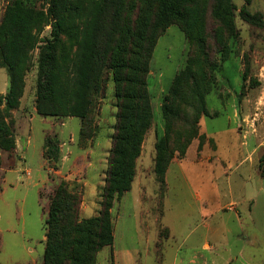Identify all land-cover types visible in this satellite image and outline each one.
I'll return each instance as SVG.
<instances>
[{
  "label": "rangeland",
  "instance_id": "obj_1",
  "mask_svg": "<svg viewBox=\"0 0 264 264\" xmlns=\"http://www.w3.org/2000/svg\"><path fill=\"white\" fill-rule=\"evenodd\" d=\"M15 1L18 0H0V24L7 8ZM232 1L238 9L236 24L239 38L233 45L235 52L224 66L210 71L211 79L205 82L210 90L206 96V106L212 116L204 117L201 125L202 132L212 137L202 143L195 139L184 157L173 153L164 183L158 182L154 172L155 145L165 134L162 104L174 77L186 66L188 56L197 55L198 48L196 44H189L182 31L174 25L159 39L147 81L153 105L152 125L137 160L131 189L115 202L112 210L114 243L99 252L96 264H173L175 249H205L206 242L212 249H255L264 264V178L261 177L264 176V152L259 154L261 175L258 168L249 170L243 167L238 170L239 152L244 148L240 147V139L236 137V134L243 136L248 133L255 137L264 136V129L261 128L264 123V25L246 23L239 14L240 9L245 7V1ZM23 2L46 13L49 0ZM135 2L139 3L140 0ZM246 9L258 15L264 23V0H252ZM50 32L51 27L46 26L41 33L34 31L33 34L39 40H44ZM41 46L39 42L28 49L25 87L20 105L10 111L6 118L12 138L16 143L18 140L19 152L9 154L0 151L2 264H43L45 220L50 204L48 195L60 184L72 192H81L82 219L98 215L103 198L117 114L111 76L108 75L107 90L98 97L92 116L97 126L95 141L93 145L89 146L90 141H87L84 147L80 146L83 141L80 119L45 118L35 112ZM219 49L220 46L216 48L213 45L210 53L217 63L220 59L217 53ZM9 88L7 68L0 67V95L6 96ZM250 103L257 108L260 106V109H248ZM3 107H0L2 113ZM235 108L237 122L234 118ZM193 114L194 109L187 106L185 116L192 118ZM48 140H51L49 147ZM249 143L254 144L251 140ZM62 144L70 160L62 174H58L66 154H61ZM45 145L48 148L44 158ZM206 145H210L214 151L220 148L225 155L222 158L224 164L219 163L216 170L211 167L208 171L197 168L193 171L197 160L195 155L202 153ZM66 174L74 175L66 179ZM214 177L217 181L213 183L212 193L214 196L221 193L224 202H241L246 207L247 198L254 200L250 217L246 210H242L244 214L238 224L237 210L215 213L214 204L208 206L204 191ZM40 191L44 193L41 199ZM197 195L202 199L198 200ZM209 215L212 217L208 218ZM208 226H211V232L207 230ZM166 228L172 232L171 238ZM157 242L160 246H156Z\"/></svg>",
  "mask_w": 264,
  "mask_h": 264
},
{
  "label": "trees",
  "instance_id": "obj_2",
  "mask_svg": "<svg viewBox=\"0 0 264 264\" xmlns=\"http://www.w3.org/2000/svg\"><path fill=\"white\" fill-rule=\"evenodd\" d=\"M244 1L239 11L242 19L263 26L262 19L246 9L252 0ZM237 10L232 0H49L46 13L18 0L7 8L0 24V67L7 68L10 88L6 96L0 95V107L4 106L0 151L17 150L6 118L20 105L28 49L39 42L37 115L80 119V146L84 147L87 141H95L92 116L98 97L107 90L109 74L117 100L101 209L98 215L82 219L81 192L57 186L48 195L43 264H96L99 252L113 245L112 210L131 189L153 121L147 83L150 63L159 39L173 25L189 44H196L198 53L188 56L164 97L165 134L155 145L158 182L164 183L173 153L184 157L195 139L207 140L201 134V121L212 115L206 106L210 90L205 82L211 79L209 72L224 66L235 52ZM46 26L51 27L50 35L39 40L33 32L39 34ZM213 45L220 46L219 64L210 54ZM187 106L194 109L192 118L185 116ZM39 196L44 197L43 191Z\"/></svg>",
  "mask_w": 264,
  "mask_h": 264
},
{
  "label": "crops",
  "instance_id": "obj_3",
  "mask_svg": "<svg viewBox=\"0 0 264 264\" xmlns=\"http://www.w3.org/2000/svg\"><path fill=\"white\" fill-rule=\"evenodd\" d=\"M248 109H260V106L257 108L256 105L254 104H249L248 105ZM259 115V114H257ZM237 116L238 113L236 111H234V118L236 119L237 122ZM32 118V117H31ZM202 122V121H201ZM227 126H230V124H228ZM262 129H264V123H262ZM201 134H203L204 136L207 137V139L211 138L212 135L206 134V132H202V125H201ZM236 134V137H238L240 140V147L244 148V150L242 149L241 152H239V154L241 155L238 158V170L243 168V167H247L249 170H253L254 168H258V172L259 174L262 172L261 168H260V158H259V154L261 152H264V136L263 137H255L251 134H247V135H239ZM249 140H251L252 142H254L253 146L249 143ZM215 141L217 142V138L215 139ZM93 145L92 144H89ZM218 144H216L217 146ZM210 146V145H209ZM205 146L203 148V152L199 153L197 152V154L195 155L196 157V161L194 162L196 167L193 166V171L196 170V168L198 170H202L204 169L205 171H208V169L212 170L215 167V170L217 169V167L219 166V163H223L222 158L225 156L224 153H222L220 151V148L218 147L217 151H214L213 148L210 146ZM215 146V147H216ZM219 146V145H218ZM60 151L61 154L65 156H63L62 158V164H61V168L60 170L57 172L58 174H62V172L64 171V167L67 165L68 161L70 160V158L67 156L68 152L65 151V145L62 144L60 146ZM81 149V148H80ZM85 150V149H82ZM17 152H19V144H18V140H17ZM227 152V151H226ZM228 153V152H227ZM188 154V153H187ZM199 158H202V161H199ZM78 158L75 159V162L77 161ZM214 170V171H215ZM168 174V173H167ZM74 175V174H73ZM73 175L68 176L66 174V176H64L66 179H70V177H73ZM261 175V174H260ZM220 176V175H219ZM262 178H264V176H261ZM217 181V179L214 177L213 180L209 181V184L206 185L205 187V191H204V198H206V202L209 205H213L215 206V213H220L222 211H238L236 217H237V222L239 224V222H241L240 220H242V215L244 214L243 211H247V214H249V217L252 214V207L254 205V200L251 198H247V200H245V203H247V208L243 207L241 202H234L231 201L230 203L224 202L223 198L221 197V193L217 194L216 196L213 195V188L214 185L213 183ZM198 200H201L202 197L200 195H197ZM217 206V207H216ZM234 206V207H232ZM237 207V208H235ZM243 210V211H242ZM246 215V214H245ZM212 215H209L208 218H211ZM253 221V220H252ZM165 228V227H164ZM168 229V228H166ZM207 230L209 232H211V226L207 227ZM169 232V237H172V232H170V230L168 229ZM156 246H160V243L157 242ZM204 248L205 249H175L174 252V256H173V264H262L260 261V257L259 254L255 251V249H212V247L210 246V244L208 242H206L204 244ZM181 252H183V255L181 256ZM185 255V256H184Z\"/></svg>",
  "mask_w": 264,
  "mask_h": 264
},
{
  "label": "built area",
  "instance_id": "obj_4",
  "mask_svg": "<svg viewBox=\"0 0 264 264\" xmlns=\"http://www.w3.org/2000/svg\"><path fill=\"white\" fill-rule=\"evenodd\" d=\"M27 175L29 176L30 175V172H28Z\"/></svg>",
  "mask_w": 264,
  "mask_h": 264
},
{
  "label": "water",
  "instance_id": "obj_5",
  "mask_svg": "<svg viewBox=\"0 0 264 264\" xmlns=\"http://www.w3.org/2000/svg\"><path fill=\"white\" fill-rule=\"evenodd\" d=\"M52 21H53V19H52Z\"/></svg>",
  "mask_w": 264,
  "mask_h": 264
}]
</instances>
